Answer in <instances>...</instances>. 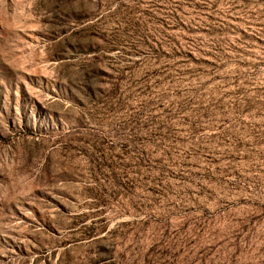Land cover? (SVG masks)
I'll return each instance as SVG.
<instances>
[{
	"label": "rangeland",
	"instance_id": "rangeland-1",
	"mask_svg": "<svg viewBox=\"0 0 264 264\" xmlns=\"http://www.w3.org/2000/svg\"><path fill=\"white\" fill-rule=\"evenodd\" d=\"M0 264H264V0H0Z\"/></svg>",
	"mask_w": 264,
	"mask_h": 264
}]
</instances>
